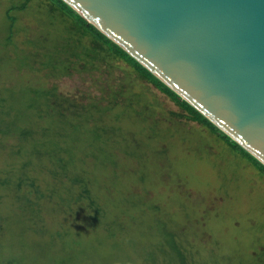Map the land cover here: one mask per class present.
<instances>
[{
    "label": "rangeland",
    "instance_id": "obj_1",
    "mask_svg": "<svg viewBox=\"0 0 264 264\" xmlns=\"http://www.w3.org/2000/svg\"><path fill=\"white\" fill-rule=\"evenodd\" d=\"M42 6L40 0H28L27 12L18 16L26 30L13 35L19 46L26 37L38 50L30 13L44 8L46 18L48 9ZM5 37L0 29V43ZM30 44L22 43L12 55L0 52V104H8L11 96L4 86L43 83L44 88L55 85L59 95L84 107L86 118L74 137L68 129L52 126L59 116L46 105L44 119L27 120L38 127L22 129L11 122L0 130V225L36 244L39 251L32 264H101L122 242H160V235L152 238L154 229H183L180 237L197 245L192 252L200 253L199 264H206V230L211 237L221 235L227 225L223 216L252 225L244 238L240 232L236 238L226 236L227 264L262 262L264 178L259 171L206 127L185 119L171 100L125 67L126 87L143 95L150 118L135 119L132 107L124 103L102 108L101 101V107L89 108L87 104L97 102L105 73L87 67L43 80L42 72L23 67L32 61L26 55ZM41 45L42 54L51 42L41 40ZM120 66L113 68L116 76L121 75ZM11 110L16 115L12 121H18L23 107L13 103ZM65 118L72 121L69 114ZM94 127L99 128L98 138L87 133Z\"/></svg>",
    "mask_w": 264,
    "mask_h": 264
},
{
    "label": "water",
    "instance_id": "obj_2",
    "mask_svg": "<svg viewBox=\"0 0 264 264\" xmlns=\"http://www.w3.org/2000/svg\"><path fill=\"white\" fill-rule=\"evenodd\" d=\"M264 166V0H62Z\"/></svg>",
    "mask_w": 264,
    "mask_h": 264
},
{
    "label": "trees",
    "instance_id": "obj_3",
    "mask_svg": "<svg viewBox=\"0 0 264 264\" xmlns=\"http://www.w3.org/2000/svg\"><path fill=\"white\" fill-rule=\"evenodd\" d=\"M40 1L43 6H47L46 18H44V8L36 9L30 13L32 15L31 17L34 18V24L29 28L33 31L32 36L40 42L38 50H36V47H32V44L29 43L26 37L22 40L25 42H20V46L13 38V35L16 36L18 31H23L22 34L26 32L24 26L18 22V16L20 13L27 12L25 10L28 0H0V23L2 19L4 22V26L0 29L2 33L5 32L6 36L5 43L3 41L0 43L1 53L4 52L5 54L12 55L11 50H14L16 47L21 48L23 46L22 43L30 44L29 46L32 47V50L31 48H26L28 52L26 55L31 56L32 61H29L23 67L31 71L36 70L42 72L43 80L44 76L46 78H57L61 74L71 75L75 70L78 72L87 71V67H90V70L104 72L105 76L100 80L101 91H99L97 102H90L87 104L88 107L99 108L101 106L98 102L101 101L105 103L102 108H112L119 103H124L128 108L132 107L134 111L132 114H136L137 117H134L135 119L144 121L151 116L145 112L147 103L140 92H130V89H127L126 82L124 81L127 75L122 70L125 67L129 69V72L133 74L134 78L146 81L171 100L183 111L184 114L181 115L185 119L201 124L206 127L209 134L224 141L230 147L231 151L237 153L242 159L250 163L254 169L259 171V175L264 178V166L259 161L231 140L219 128L195 110V108L127 54L121 47L101 33L92 24L86 22V20L64 1ZM61 17L65 20H62ZM66 19L69 21L68 24L65 23ZM18 26H23V28ZM34 33L36 35H33ZM44 33L46 34L45 37ZM41 40H44V42H48L49 40L51 42L50 46H44L42 54L39 51L42 46ZM119 64L121 65V75L116 76L113 68H117ZM99 79L97 78V80ZM97 87L100 86L97 85ZM2 90L10 91L11 96L8 104H6L7 102L5 105L0 104V130L3 128L1 131H5V125L8 126V123L11 122L15 125L18 124L17 126L22 129L38 127L35 122L32 124L31 121L28 123L27 120H32L34 117L38 119L43 118L44 110L42 109L47 105L46 110L50 108L54 110L53 112L56 111L57 113H55L60 117L55 118L54 125L52 124L54 128L57 126L66 128L68 129V133L74 137L80 135L78 129L84 125L86 120L83 115L84 107L79 106L75 102H71L69 98H65L63 95H59L56 92L55 85L44 88L43 83L36 85V87L18 83L14 87L13 85L4 86ZM15 94H20V96L15 99ZM39 98L43 99L41 103L38 101ZM13 103L23 107L21 117L16 122L12 121L16 117L11 110ZM69 107L74 109L71 110ZM9 113L10 115H8ZM6 114L9 118H5ZM65 114L71 115L72 121L66 119ZM155 122H157L155 119L151 121V123ZM20 124L24 125L20 126ZM41 130H44V127ZM98 131L99 128L94 127L90 131H87V133L90 134V137L94 136L95 138ZM223 217L227 225L226 227L223 226L221 235L216 234L212 235L214 237H211V234L207 233L206 230V264H227L230 257L229 250L227 249L229 248L228 243L230 242L226 239L227 235L236 238L238 235L237 232H240L243 234L239 238H244L245 232L252 233V225H245L246 222L244 225H240L239 223H234L226 216ZM212 220L214 222L216 221L214 218ZM239 225L241 228L238 227ZM28 229L30 228H26L27 231ZM182 232L183 229L163 230L161 232L154 229L151 232L152 238L157 239V236L160 235V242L153 245H149L150 239L140 242H122L119 249L101 264H199L200 253L197 251L192 252L197 245L195 246L193 242H188L187 238L182 239L180 237ZM200 241L202 242L203 240ZM195 242L199 241L195 240ZM38 249L35 243L24 240L20 233L5 230L0 225V264H32L39 251ZM216 249H221L223 252L219 255ZM260 264H264V259Z\"/></svg>",
    "mask_w": 264,
    "mask_h": 264
}]
</instances>
